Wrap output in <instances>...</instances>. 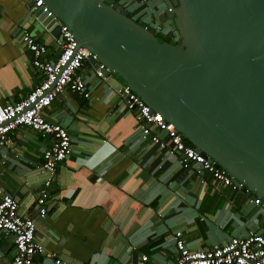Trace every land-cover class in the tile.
I'll return each mask as SVG.
<instances>
[{
  "label": "crops",
  "instance_id": "crops-1",
  "mask_svg": "<svg viewBox=\"0 0 264 264\" xmlns=\"http://www.w3.org/2000/svg\"><path fill=\"white\" fill-rule=\"evenodd\" d=\"M117 1L140 17L131 6L137 1ZM37 9L33 0H0V104L19 101L43 79L21 43L24 30L47 46L50 60L58 57V37L38 19ZM171 24L157 34L176 40ZM94 67L86 60L80 70L89 99L64 90L43 111L72 140V153L49 189L45 217L37 200L51 139L20 127L0 146V191L17 199L20 215L35 218V238L45 253L73 264H142V256L147 264H174L177 231L193 250L221 246L251 230L264 235L261 205L247 211L251 199L241 189L224 186L197 166L185 170L170 148L144 138L117 95L124 84L114 75L97 78ZM152 133L168 142L167 133ZM14 256L13 237L0 233V264H13ZM34 264L49 263L38 256Z\"/></svg>",
  "mask_w": 264,
  "mask_h": 264
},
{
  "label": "water",
  "instance_id": "water-1",
  "mask_svg": "<svg viewBox=\"0 0 264 264\" xmlns=\"http://www.w3.org/2000/svg\"><path fill=\"white\" fill-rule=\"evenodd\" d=\"M43 3L36 16L56 38L68 26L106 76L121 77L241 187L247 211L256 199L264 208V0H158L139 19L117 0ZM169 20L178 44L157 38Z\"/></svg>",
  "mask_w": 264,
  "mask_h": 264
},
{
  "label": "built area",
  "instance_id": "built-area-1",
  "mask_svg": "<svg viewBox=\"0 0 264 264\" xmlns=\"http://www.w3.org/2000/svg\"><path fill=\"white\" fill-rule=\"evenodd\" d=\"M149 0H137L146 5ZM43 0H36V7L43 6ZM164 31L157 27V33ZM21 43L32 54V65L43 76L39 85L15 103L0 104V146L8 143L12 132L20 127H28L51 139V146L43 153L42 170L45 174L44 187L37 200L39 216L47 213L46 202L49 189L53 184L58 166L72 153V140L67 129L45 119L43 111L51 106L56 96L64 90L85 99L91 97L87 81L80 70L84 61L96 56L85 48L78 47L74 33L68 26L60 25V37L57 39L59 54L55 60L47 57V46L41 43L29 31L24 30ZM105 65L96 60L94 74L97 78L106 79ZM117 95L125 104L128 112L134 114L138 127L144 138L151 137L160 149L170 148L179 157V163L185 170L197 166L200 171H208L214 179L224 186L234 185L226 172L216 167L210 157L198 152L187 144L174 124L149 107L129 86L122 85ZM165 131L168 142L152 132ZM262 205V199H256ZM35 218L23 217L19 213L16 198L0 191V233L11 235L15 245L13 264H34L35 258L42 256L49 264H73L59 258L56 254L45 253L43 245L35 238ZM177 257L174 264H264V235L251 230L245 237H233L221 246L204 249H190L183 239L181 231L175 232ZM148 257L142 256V264H147Z\"/></svg>",
  "mask_w": 264,
  "mask_h": 264
},
{
  "label": "rangeland",
  "instance_id": "rangeland-1",
  "mask_svg": "<svg viewBox=\"0 0 264 264\" xmlns=\"http://www.w3.org/2000/svg\"><path fill=\"white\" fill-rule=\"evenodd\" d=\"M135 1H137V0H135ZM158 1V0H157ZM138 3V4H137ZM137 3H134V4H131V6L134 8V11H141L142 9H146V8H148V7H150L151 6V4H146V5H142V4H140L139 2H137ZM147 6V7H146ZM136 18L135 19H139V17H137V16H135ZM150 22H151V20H150ZM152 23V22H151ZM172 20H170V21H167L165 24H164V26L165 27H168V26H171L172 24ZM158 35H160V34H158ZM178 40V38L176 39V41ZM121 82H122V84H124V81H123V79L121 78V77H119V76H116ZM125 85V84H124Z\"/></svg>",
  "mask_w": 264,
  "mask_h": 264
},
{
  "label": "trees",
  "instance_id": "trees-1",
  "mask_svg": "<svg viewBox=\"0 0 264 264\" xmlns=\"http://www.w3.org/2000/svg\"><path fill=\"white\" fill-rule=\"evenodd\" d=\"M157 38L160 42H169L171 44H178L180 42L179 38L178 40H174L172 37L169 36H164V35H158L157 34ZM188 145L192 146L189 142H187Z\"/></svg>",
  "mask_w": 264,
  "mask_h": 264
}]
</instances>
